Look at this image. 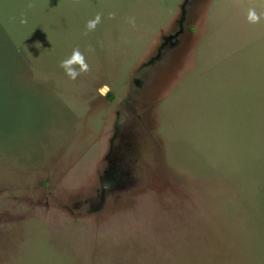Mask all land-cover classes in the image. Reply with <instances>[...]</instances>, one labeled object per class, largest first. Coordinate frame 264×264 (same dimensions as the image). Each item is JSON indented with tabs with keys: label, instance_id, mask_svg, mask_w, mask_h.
I'll list each match as a JSON object with an SVG mask.
<instances>
[{
	"label": "rangeland",
	"instance_id": "374dc122",
	"mask_svg": "<svg viewBox=\"0 0 264 264\" xmlns=\"http://www.w3.org/2000/svg\"><path fill=\"white\" fill-rule=\"evenodd\" d=\"M250 8L264 0H0V264H264Z\"/></svg>",
	"mask_w": 264,
	"mask_h": 264
},
{
	"label": "clouds",
	"instance_id": "9594fccd",
	"mask_svg": "<svg viewBox=\"0 0 264 264\" xmlns=\"http://www.w3.org/2000/svg\"><path fill=\"white\" fill-rule=\"evenodd\" d=\"M264 19V13H258L255 8H250L247 12L246 20L249 24H257ZM101 14L97 13L86 24V30L92 31L100 23ZM21 24L27 23L25 18H21ZM60 67L64 70L67 77L71 80H75L78 75L88 71V64L85 62L84 55L76 48L73 49L71 55L60 62Z\"/></svg>",
	"mask_w": 264,
	"mask_h": 264
}]
</instances>
